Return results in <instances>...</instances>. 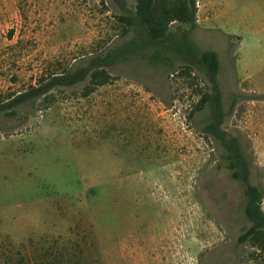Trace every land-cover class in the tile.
Masks as SVG:
<instances>
[{
    "label": "rangeland",
    "instance_id": "374dc122",
    "mask_svg": "<svg viewBox=\"0 0 264 264\" xmlns=\"http://www.w3.org/2000/svg\"><path fill=\"white\" fill-rule=\"evenodd\" d=\"M123 1L134 9V0H0V103L121 43ZM258 1L197 0V26L173 24L169 42L218 52L221 127L264 191L261 95L225 33L248 36L230 15L251 18ZM186 64L169 73L121 62L100 86L87 79L0 114V264H264V248L239 240L251 225L246 192L205 130L212 103L197 109L209 79Z\"/></svg>",
    "mask_w": 264,
    "mask_h": 264
},
{
    "label": "trees",
    "instance_id": "16d2710c",
    "mask_svg": "<svg viewBox=\"0 0 264 264\" xmlns=\"http://www.w3.org/2000/svg\"><path fill=\"white\" fill-rule=\"evenodd\" d=\"M134 9L129 10L122 2L123 13L119 21L123 23L121 43L109 45L90 56L87 65L76 70H67L49 76L41 77L36 85L28 90L10 97L0 103V114L14 115L22 104L46 97L56 88L72 86L87 79L100 86L111 77L114 65L131 60L146 61L153 66L162 67L169 73L177 72L178 61L187 62L183 70L190 65H197L203 70L210 82L211 93L204 94L197 104L201 110L211 101L214 118L206 125L205 130L211 134L217 143L224 147L222 156L228 160V165L235 169L232 177L239 179L245 187L246 202L244 212L251 225L239 238L241 242L252 241L264 248V208L262 201L264 191L261 187L250 183V170L239 153V138L229 139L227 131L222 129L223 101L218 74L221 67L220 57L215 50L197 53L183 44H172L171 27L178 24L197 26V0H134ZM262 96V95H261ZM260 96V97H261ZM259 97V98H260ZM256 99V98H253ZM233 109V108H232ZM231 109V111H232Z\"/></svg>",
    "mask_w": 264,
    "mask_h": 264
},
{
    "label": "crops",
    "instance_id": "0c3cea01",
    "mask_svg": "<svg viewBox=\"0 0 264 264\" xmlns=\"http://www.w3.org/2000/svg\"><path fill=\"white\" fill-rule=\"evenodd\" d=\"M256 4V12H254L251 18L238 19L235 15H230V27L246 26L248 36L234 33L229 28L224 32L234 35L239 40L236 61L237 68L241 71L243 80H249L253 83L255 92L262 95L260 98L254 99V106H256L254 116L257 136L264 138V0H259ZM249 41L255 43L254 62L252 65L248 62V55L250 53L248 48L251 50V47L248 46Z\"/></svg>",
    "mask_w": 264,
    "mask_h": 264
}]
</instances>
